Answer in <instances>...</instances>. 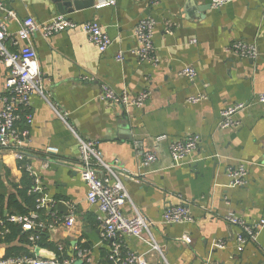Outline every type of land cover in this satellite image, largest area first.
<instances>
[{
  "label": "crops",
  "instance_id": "0c3cea01",
  "mask_svg": "<svg viewBox=\"0 0 264 264\" xmlns=\"http://www.w3.org/2000/svg\"><path fill=\"white\" fill-rule=\"evenodd\" d=\"M113 1L93 0L90 7L64 13L76 23H99L111 39L102 53L79 28L32 37L46 99L30 97L33 118L25 161L49 205L39 210L37 222L43 227L30 235L44 233L43 244L56 246L66 256L63 261L77 259L81 250L83 264H106L111 240L103 237L101 214L86 200L87 187L77 171L78 141L71 127L81 138L97 141L103 161L125 170L121 179L131 203L153 222L151 233L159 251L122 235L123 253L141 255L147 264H264V226L238 251L240 228L224 218L233 213L248 224L264 218V105L253 102L238 112L236 127L218 125L223 107L264 93V0H234L218 9L211 7V0ZM0 3L5 46L12 51L22 44L16 39L22 19L47 21L59 14L51 0ZM147 16L154 21L156 64L140 61L135 53L139 43L133 28ZM237 40L253 43L257 56L229 52ZM119 52L121 61L116 59ZM186 65L196 71L192 81L178 74ZM6 75L0 60V95ZM103 83L130 97L141 91L148 97L140 107L114 104L101 98ZM194 95L204 99L189 102ZM19 125L23 127V121ZM191 134L199 137L197 148L174 162L169 143ZM139 150L153 154L154 160L143 164ZM0 162L2 191L8 193L23 170L9 153L0 155ZM240 164L246 169L245 183L234 185L227 170ZM59 199L68 205L67 214L57 208ZM171 205L185 206L190 220L165 224L162 214ZM121 210L131 215L129 203ZM69 215L74 222L67 227L63 221ZM218 241L222 247L215 246ZM36 246L29 247L33 256ZM47 246L39 251L56 258ZM5 249L0 243V257Z\"/></svg>",
  "mask_w": 264,
  "mask_h": 264
},
{
  "label": "built area",
  "instance_id": "2783aa9c",
  "mask_svg": "<svg viewBox=\"0 0 264 264\" xmlns=\"http://www.w3.org/2000/svg\"><path fill=\"white\" fill-rule=\"evenodd\" d=\"M234 0H211L210 5L214 9H218L226 3ZM113 4V0H109ZM0 10L2 6L0 3ZM7 15L14 16L11 11H6ZM264 17V11H263ZM16 32L17 40L22 44L17 50H9L5 46L7 38L6 27L0 24V60L7 68V75L4 81L2 94L0 95V155L11 154L18 164L19 168H23L28 174L31 173L30 166L26 163L27 147L29 143V125L32 122V113L30 112V97L37 94L44 99L43 80L41 78L39 64L35 49L32 45V37L39 33L43 37H48L53 33L61 32L67 29L79 28L83 31L89 41L95 45L99 52H104L111 44L110 37L105 33L96 20H88L82 23L67 18L64 14L54 15L47 21H35L31 18L22 19ZM154 21L150 17H143L133 28V35L139 43L135 53L140 61L156 64L159 58L155 54L152 42V34ZM17 40H13V44H17ZM194 42V39L192 40ZM229 52L245 58H255L258 54L257 48L253 43L242 40L234 41L227 48ZM117 61L123 59L122 53H117ZM178 74L189 81L196 76V71L192 66L186 65L181 67ZM100 96L103 100L109 101L121 106L143 105L148 97V92L140 93L130 97L126 91L118 92L109 85L103 83L100 85ZM204 99V95H194L187 98L189 102H198ZM253 102L264 105V93L256 94L250 101H237L223 107L219 111L220 128L236 127L238 121L235 115L247 109ZM51 105V104H50ZM52 106V105H51ZM53 110L63 121L62 115L54 106ZM23 121L24 126L21 127L19 122ZM75 134L78 141L79 158L77 171L81 180L87 187L86 200L94 205L101 214V227L103 237L111 240V248L108 259L113 264H147L145 258L132 252L123 253L119 238L122 235L133 236L147 243L153 250L159 251L158 245L151 233L153 222L143 217L135 206L131 203L129 195L125 189L121 177L126 174L123 168L117 166L116 163H109L102 160L97 149V141L83 139ZM164 136L158 137V139ZM199 137L195 134L186 136L180 140H173L168 145L169 153L174 162H179L188 157L198 146ZM142 156L143 164H148L154 160V155L139 150ZM45 166V165H44ZM32 174V173H31ZM227 176L234 185H243L246 179V169L243 164L236 168H229ZM29 192L41 193V187L33 180V185ZM46 199L43 195L36 200L35 209L27 214H12L1 216L0 226L3 227L2 232H6L5 223H18L26 231H32L34 228H42L43 225L37 222L39 218V210L45 205ZM49 203V202H47ZM46 203V204H47ZM129 203L131 206V215L124 214L121 207ZM225 220L240 228V232L236 235L237 250L241 251L245 243L256 238L259 230L264 226V218L248 224L242 218L233 213L225 215ZM190 220L188 209L183 205H171L167 207L162 214V221L165 224L183 223ZM74 218L69 215L64 218V225L72 226ZM36 234H31L29 239L34 241L37 239ZM185 241L189 242L186 237ZM215 246L222 247L223 242L218 241ZM84 251L77 252L78 258H82ZM71 264V261L58 260L51 258H41L37 256H19V257H0V264Z\"/></svg>",
  "mask_w": 264,
  "mask_h": 264
},
{
  "label": "trees",
  "instance_id": "16d2710c",
  "mask_svg": "<svg viewBox=\"0 0 264 264\" xmlns=\"http://www.w3.org/2000/svg\"><path fill=\"white\" fill-rule=\"evenodd\" d=\"M23 173L21 179L18 183H12L11 192L2 191V182L0 176V215L3 216V213L6 211L7 214H27L30 211L35 209L36 200L40 196L38 193H31L29 189L33 185L32 177L22 168ZM5 228L7 231L2 235L0 233V243L6 245V249L3 253V258L9 257H19V256H33V253L29 251V247L37 245L39 247L47 246L44 245L42 240L45 237L44 233L36 234L37 239L31 241L29 239L30 232L23 231L21 224L18 223H5ZM3 227L0 226V232L3 231ZM33 232V231H32ZM13 240H17L19 245H13ZM50 250H52L59 263L63 262V259L66 258L65 254L60 255L56 246L48 245ZM106 256V264H113L112 261Z\"/></svg>",
  "mask_w": 264,
  "mask_h": 264
},
{
  "label": "water",
  "instance_id": "95a60500",
  "mask_svg": "<svg viewBox=\"0 0 264 264\" xmlns=\"http://www.w3.org/2000/svg\"><path fill=\"white\" fill-rule=\"evenodd\" d=\"M53 3H55L56 5V11L59 14H64L66 12H73L74 10H79L81 8L84 7H90L93 5V0H51ZM1 162H0V169H1ZM49 205V203H48ZM56 206L59 209L60 212H63L65 214L68 213L69 211V207L68 205L65 203V201L63 199H59L56 202ZM6 213V211L4 212ZM40 247L36 246L34 249V253L37 257H41V258H51V255H46L42 252L39 251ZM74 255V251L70 252V257H72ZM83 259L77 258L75 260L72 261L71 264H83ZM58 264V263H56Z\"/></svg>",
  "mask_w": 264,
  "mask_h": 264
}]
</instances>
